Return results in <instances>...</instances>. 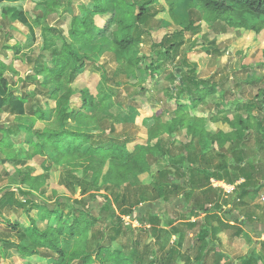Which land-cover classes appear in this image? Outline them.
I'll return each mask as SVG.
<instances>
[{"label":"trees","instance_id":"16d2710c","mask_svg":"<svg viewBox=\"0 0 264 264\" xmlns=\"http://www.w3.org/2000/svg\"><path fill=\"white\" fill-rule=\"evenodd\" d=\"M6 1L27 0H0V4ZM164 1H171L172 17L179 23L183 21L184 27L177 35H164L152 45L153 55L144 68L151 75L158 74L163 63L172 64L180 55L184 31L199 28L189 17L185 20L174 13L176 2L184 0ZM189 1H197L203 15L210 20L220 19L227 26L255 33L264 27V0ZM159 2L82 0L75 11L73 0H44L40 4L42 14L32 22L39 33L29 36L25 48L38 38L41 45L28 61L24 76L11 84L5 76L9 60L0 58V114L13 118L9 124L0 125V179L13 176V184L0 187V259L14 251L23 259L42 257L45 264H205L206 255L212 251L214 263L232 264L229 256L216 249L212 238L216 227H233L238 236L244 230L241 224L252 227L261 219V214L255 212L259 206L252 201L257 195L259 198L264 186L259 180L264 175V162L257 156L264 155V118L255 119L251 111L264 114V88H259L252 99L233 101L236 111L230 119L222 109L226 101L219 93L220 82L213 77H200L197 63L183 54L179 73L169 74L172 83L178 81L168 88L175 105L170 120L159 123L154 143H138L130 149L127 137L112 135L115 123L131 122L116 112L112 91L106 90L101 81L95 93L87 86H75L90 63L102 69V79H109L93 54L99 42L107 45L117 63L127 64L128 73L140 68L145 58L133 57L134 48L142 35L149 33V22L157 13L153 5ZM2 11L10 14L11 20L32 25L22 9L5 7ZM53 12L60 22L44 23L43 19ZM96 17H105L102 25L97 24ZM22 49L17 45L15 54ZM39 96L54 100V108H47ZM209 97L221 101L214 103L216 111L206 120L226 123L230 131H208L205 118L189 113ZM72 99L76 105L72 106ZM37 121L44 126L37 127ZM105 123L108 130L103 127ZM182 127L198 145L195 152L184 153L188 146L185 143L181 152L175 153L169 136H159ZM217 156L221 159L215 161ZM35 157L40 158L43 172L33 175L28 163ZM53 168L60 170V183L71 195L52 191L53 202L45 203L46 177ZM144 173L153 177L151 185L141 183L139 176ZM211 179L229 185L241 182L227 194L231 197L228 201L224 187H212ZM75 189L78 194L73 198ZM179 196L182 203L190 204L189 213L196 217L185 225L198 226L188 247V253L193 251L190 255L180 251L184 235L180 224L161 218L150 207L137 211L144 204L160 206ZM227 205L234 214L232 221L238 223L235 226L221 217ZM18 210L16 218L7 216ZM126 216L139 221L144 232L149 231L156 241L161 238L160 232L167 237L174 235L175 239L168 247L164 243L158 247L144 244L137 233L139 228L124 224ZM259 245L264 251V240H259ZM254 263L264 264L263 256L252 251L239 264Z\"/></svg>","mask_w":264,"mask_h":264},{"label":"rangeland","instance_id":"374dc122","mask_svg":"<svg viewBox=\"0 0 264 264\" xmlns=\"http://www.w3.org/2000/svg\"><path fill=\"white\" fill-rule=\"evenodd\" d=\"M65 1L67 0H63V2ZM73 1V7L77 11L76 6L82 0ZM160 1L159 4L153 5L157 13L149 22L151 28L149 33H144L138 46L134 48L133 57L142 56V58H145V63L141 64L140 68L136 69L133 74L128 73L127 64L125 62L121 64L117 63L113 59L111 52L107 49V45L99 42L94 47L95 52L93 54L96 55L97 63L106 69L109 79H102V69L95 63H90L88 65L89 69L81 74L75 82V86H87L95 93L98 90L97 83L101 81L106 90L110 89L112 91V104L116 112L120 116L128 117L131 121L130 123H115V131L112 135L115 137H127L128 147L130 149L138 143H154L157 140L156 133L158 132L159 123L170 120L175 105L173 99L169 96L168 88L171 84L174 86L177 85L178 81L176 80L172 83L169 80V74L171 71H177L179 73L178 63L183 54L187 56L188 60L197 63V73L200 77H213L214 80L220 82L221 90L219 93L221 97H224L223 100L226 101V105L222 109H224L225 115L230 119L233 118L236 111L232 106L233 101L237 98H241L243 101L252 99L259 88H264V27L260 32L255 33L244 28L227 26L220 19L210 20L206 17V14L203 15L201 5L197 1L191 2L184 0L176 2L174 13L185 20L189 17L199 26L196 31L186 30L183 32L182 37L185 43L180 49V55L176 57V60L172 64L163 63V68H161L158 74L151 75L145 72V65L149 64L150 58L153 55L152 45L160 42L164 35H177V31L184 27L183 21L179 23L172 17L169 9L171 1ZM42 2L44 0L24 1L16 7L18 10H24L32 25L13 22L15 20H11L10 14H4L0 9V58L5 60L8 58L9 60L5 70V76L8 77L11 84L17 82L19 77L24 76V73L28 69V61L30 58H33L35 52L39 50L41 45L40 38H38L32 46L25 48V46L29 45V36L33 32L37 35L39 33V30L32 22L36 16L42 14L40 5ZM104 18L96 17L97 24L102 25ZM60 20L58 14L53 12L46 19H43V22L55 25ZM110 32L109 30L107 33L109 38L111 37ZM17 45L22 46L23 49L18 54H15V47ZM206 48L211 49L210 53L205 52ZM251 80L254 81L252 83H246ZM222 93L224 94L222 95ZM39 100L44 102L47 108H54L55 106V101L46 96H39ZM219 101H221V98L209 97L205 104L199 105L196 109H191L189 113L194 116L203 117L206 120L214 114L216 111L214 103ZM76 104V100L73 101L72 99V106ZM246 113L247 111H243L244 116L247 115ZM251 113L255 119L256 117L264 118L263 112L252 110ZM12 121V117L7 116L5 113L0 114V125L9 124ZM29 122L26 121L27 124ZM36 126L43 127L44 123L37 121ZM104 126L107 128L108 124L105 123ZM205 129L208 131L222 130L228 132L231 130V127L221 121L213 123L206 120ZM250 132L255 135L253 131ZM159 136L164 139L169 136V139L174 144L173 148L175 149V153L181 152L180 150L183 148L182 146H185V143L188 144L184 150L186 154L190 151L195 152L197 150L196 148H198V145L187 135L185 127L176 129L170 135L161 132ZM253 143L254 141L251 142V144ZM255 148H258L257 145H255ZM257 156L258 160L264 162V155L259 154ZM220 159L221 157L217 156L215 161ZM28 164L33 169V175L43 172L40 167V158L35 157ZM0 173L3 174L1 166ZM60 176V170L55 168L47 174V190L45 192L47 200L45 203L53 202L54 196L51 195L52 191H55L56 195H71L70 191L60 183ZM139 177L143 184L151 185L153 182V177L148 173L140 174ZM12 180L13 176H3L0 179V187L13 184L11 183ZM259 180L260 182H264V175L260 176ZM239 182L241 180L229 185L225 182H218L215 179H211L212 187L217 188L222 185L226 196L235 190ZM11 188L14 189L15 187L13 186ZM226 188L230 189V191L226 190ZM261 190H264V186ZM77 194L78 189H75L72 197L76 198ZM180 196L172 199L170 203L160 206L158 203L144 204L137 211L144 212V207H150L151 211L156 212L161 218L173 219L175 223L180 224L184 233L180 251L188 255L189 253L193 254L192 250L188 253V247L192 242L198 226L197 223L194 228H189L185 225V222H193L196 220V217L190 215V204L182 203ZM230 198L228 195L226 199L229 201ZM252 203L259 206L255 208L256 214H261V219L254 222L252 227H249L247 224L244 228L246 223L241 224L244 230L237 236L234 235L233 227L222 229L218 226L212 236L217 243L216 249L229 256L232 264H239L252 251L260 253L263 256L264 262V251L260 250L259 245V240H264V203L259 201L258 195ZM229 209L230 205H227L225 207V215L221 214V217L231 220L230 224H234L232 221L234 214L228 211ZM19 213L20 210L11 211L7 213V216L9 218H16ZM200 216L202 217L204 214ZM38 224L40 227L44 226L41 221ZM140 224L138 221V226L135 228H139L137 229V233L141 234V239L144 244L153 243L155 247H158L164 243L168 247L175 239L174 235L167 237L163 232H160L161 238L156 241L157 239L155 237L150 236L149 231L144 232L143 226ZM236 224L238 223H235L233 226ZM2 232V227H0V233ZM45 262L46 260L39 256L23 259L14 251H10L8 257L0 259V264H45ZM205 264H216L214 263L212 251H209L206 255Z\"/></svg>","mask_w":264,"mask_h":264},{"label":"built area","instance_id":"2783aa9c","mask_svg":"<svg viewBox=\"0 0 264 264\" xmlns=\"http://www.w3.org/2000/svg\"><path fill=\"white\" fill-rule=\"evenodd\" d=\"M226 190L230 191V189H227V188H226ZM259 201L261 203H264V190L260 192ZM123 221H124L125 225H131L132 227H137L138 226V221L135 220V219H130L128 216L123 217Z\"/></svg>","mask_w":264,"mask_h":264},{"label":"crops","instance_id":"0c3cea01","mask_svg":"<svg viewBox=\"0 0 264 264\" xmlns=\"http://www.w3.org/2000/svg\"><path fill=\"white\" fill-rule=\"evenodd\" d=\"M27 1H30V0H27ZM26 1V2H27ZM24 2V1H23ZM21 1H6L5 3L3 4H0V9L1 11L3 10V8L5 7H10V8H16L18 6V4H20ZM3 13V11H2ZM13 22H18V23H21L19 20H15Z\"/></svg>","mask_w":264,"mask_h":264}]
</instances>
